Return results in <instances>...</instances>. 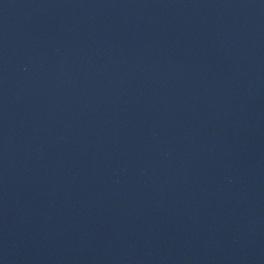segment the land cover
Returning <instances> with one entry per match:
<instances>
[{
    "label": "water",
    "instance_id": "obj_1",
    "mask_svg": "<svg viewBox=\"0 0 264 264\" xmlns=\"http://www.w3.org/2000/svg\"><path fill=\"white\" fill-rule=\"evenodd\" d=\"M0 264H264V0H0Z\"/></svg>",
    "mask_w": 264,
    "mask_h": 264
}]
</instances>
